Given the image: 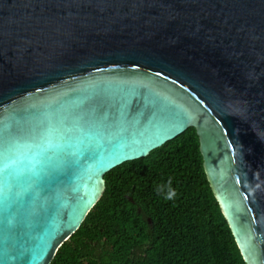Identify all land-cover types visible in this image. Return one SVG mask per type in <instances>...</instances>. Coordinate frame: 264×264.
Returning a JSON list of instances; mask_svg holds the SVG:
<instances>
[{
	"label": "water",
	"instance_id": "95a60500",
	"mask_svg": "<svg viewBox=\"0 0 264 264\" xmlns=\"http://www.w3.org/2000/svg\"><path fill=\"white\" fill-rule=\"evenodd\" d=\"M189 127L264 264V0H0V264H50L110 170Z\"/></svg>",
	"mask_w": 264,
	"mask_h": 264
},
{
	"label": "trees",
	"instance_id": "16d2710c",
	"mask_svg": "<svg viewBox=\"0 0 264 264\" xmlns=\"http://www.w3.org/2000/svg\"><path fill=\"white\" fill-rule=\"evenodd\" d=\"M169 179L173 200L156 191ZM105 184L50 264H246L207 178L195 127L157 157L110 170Z\"/></svg>",
	"mask_w": 264,
	"mask_h": 264
},
{
	"label": "clouds",
	"instance_id": "9594fccd",
	"mask_svg": "<svg viewBox=\"0 0 264 264\" xmlns=\"http://www.w3.org/2000/svg\"><path fill=\"white\" fill-rule=\"evenodd\" d=\"M156 191L158 194L164 193L165 200H173L177 195L176 190L172 187L171 179L168 180L166 185L164 184L158 185Z\"/></svg>",
	"mask_w": 264,
	"mask_h": 264
},
{
	"label": "snow or ice",
	"instance_id": "6c2138e0",
	"mask_svg": "<svg viewBox=\"0 0 264 264\" xmlns=\"http://www.w3.org/2000/svg\"><path fill=\"white\" fill-rule=\"evenodd\" d=\"M49 147H52V145H49ZM2 151H3V140L0 139V153H2ZM46 151H47L46 148L45 149H42L41 155L43 154V152H46Z\"/></svg>",
	"mask_w": 264,
	"mask_h": 264
}]
</instances>
